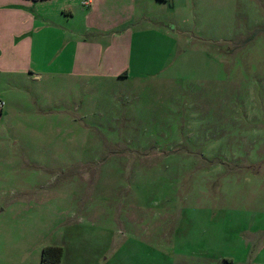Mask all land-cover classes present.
I'll use <instances>...</instances> for the list:
<instances>
[{
    "label": "rangeland",
    "instance_id": "374dc122",
    "mask_svg": "<svg viewBox=\"0 0 264 264\" xmlns=\"http://www.w3.org/2000/svg\"><path fill=\"white\" fill-rule=\"evenodd\" d=\"M171 1L146 78L0 71V264H264V0Z\"/></svg>",
    "mask_w": 264,
    "mask_h": 264
},
{
    "label": "crops",
    "instance_id": "0c3cea01",
    "mask_svg": "<svg viewBox=\"0 0 264 264\" xmlns=\"http://www.w3.org/2000/svg\"><path fill=\"white\" fill-rule=\"evenodd\" d=\"M163 3L167 0H0L2 78L20 82L21 94L28 79L54 88L59 81L76 82L90 90L105 81L146 78L150 54L161 51L154 38L164 34ZM177 4L171 1V7ZM5 86L1 97L7 105L11 89Z\"/></svg>",
    "mask_w": 264,
    "mask_h": 264
},
{
    "label": "trees",
    "instance_id": "16d2710c",
    "mask_svg": "<svg viewBox=\"0 0 264 264\" xmlns=\"http://www.w3.org/2000/svg\"><path fill=\"white\" fill-rule=\"evenodd\" d=\"M63 247L47 245L42 249L41 264H62Z\"/></svg>",
    "mask_w": 264,
    "mask_h": 264
},
{
    "label": "built area",
    "instance_id": "2783aa9c",
    "mask_svg": "<svg viewBox=\"0 0 264 264\" xmlns=\"http://www.w3.org/2000/svg\"><path fill=\"white\" fill-rule=\"evenodd\" d=\"M86 5V3H84ZM4 107V103L2 101H0V109H3Z\"/></svg>",
    "mask_w": 264,
    "mask_h": 264
}]
</instances>
